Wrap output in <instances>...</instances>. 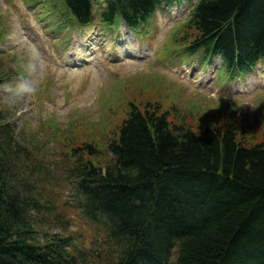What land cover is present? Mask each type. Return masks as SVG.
<instances>
[{"label": "trees", "instance_id": "16d2710c", "mask_svg": "<svg viewBox=\"0 0 264 264\" xmlns=\"http://www.w3.org/2000/svg\"><path fill=\"white\" fill-rule=\"evenodd\" d=\"M66 3L79 22L91 20V0ZM160 3L106 0L103 15L107 22L123 16L138 23ZM191 25L198 32L193 47L223 56L228 68L264 60V0H202ZM146 108L143 113L132 106L119 138L109 145L105 168L80 154L69 172L83 214L100 221L107 209L112 212L108 226L124 245L108 264H123L140 248L128 246L125 230L169 254L177 245L172 264H264V141L237 142L231 129L196 132L170 124L156 107ZM86 147L94 154L92 145ZM34 150L18 139L0 110V264H87L86 254L67 251L69 239L55 238L46 246L32 241L39 225L69 222L48 191L55 172ZM34 209L44 221L28 218ZM146 260L138 253L133 264Z\"/></svg>", "mask_w": 264, "mask_h": 264}, {"label": "rangeland", "instance_id": "374dc122", "mask_svg": "<svg viewBox=\"0 0 264 264\" xmlns=\"http://www.w3.org/2000/svg\"><path fill=\"white\" fill-rule=\"evenodd\" d=\"M29 1L0 0V27L5 30L1 34L6 39L0 50L7 52L0 56V66L9 64L12 73L8 74L7 66L0 71L2 79L14 75L12 81H4L10 83L0 86V104L12 114L20 137L38 150L39 157L48 154L51 166L58 168L55 156L68 157L73 148L85 144L97 147L100 153L95 162L106 165L107 144L117 135L131 102L141 106L159 104L170 112L169 122L195 131L206 127L231 129L237 134V142L253 144L264 140V66L236 81L233 91L210 67L186 66L181 73L185 77L176 74L160 59L162 52L155 60L147 61L117 55L107 48V34L97 27L84 33L75 31L70 46L64 47L66 38L60 35L61 39H57L59 35L45 30L41 17L29 11ZM188 8L175 6L158 15L155 26L159 24V29L150 43L160 42V47L169 44L177 56L184 52L191 35L185 27L172 26L186 16ZM174 17L178 21L171 25ZM92 36L94 39H89ZM81 40L93 48L96 41L98 44L90 51L92 60L85 71L66 64L76 42ZM121 43L126 45V40L123 38ZM63 47L68 49L66 57H60ZM127 48L137 52L138 47L133 41ZM214 63L218 71L219 62ZM139 74L140 78H136ZM235 95L240 98H229ZM54 194L58 204L64 202L61 192ZM72 227V236L76 234L83 242L91 240L92 231L87 233L85 224ZM38 229L49 234L53 230L41 225Z\"/></svg>", "mask_w": 264, "mask_h": 264}, {"label": "bare ground", "instance_id": "6f19581e", "mask_svg": "<svg viewBox=\"0 0 264 264\" xmlns=\"http://www.w3.org/2000/svg\"><path fill=\"white\" fill-rule=\"evenodd\" d=\"M252 58H254L253 56H252ZM253 62H256V59H254L253 60ZM29 215H32V216H28V218L29 219H31V220H33V222H36V223H39V222H42V221H44L43 220V218L45 217V215H38V213H37V210L36 209H34L32 212H30V214ZM39 230V229H38ZM124 232H126V230L124 231ZM122 233V235L126 238V239H129L131 242H127L128 243V246H132V245H136V243H138L139 245H136V246H140V248L139 249H146V248H151V249H155V250H160L162 253H166L167 255L169 254V251L167 250H165V248L163 249V248H159V247H157L156 245H153V247L150 245V243L149 242H142L143 241V238H142V236H140L139 237V239H141L140 241L138 240H136L135 238H133L135 235L133 234V235H131L130 234V236H127L125 233ZM48 236H49V232H47V231H43L42 230V232L39 230V231H37L35 234H34V239H32V241H34L35 242V244H39V243H44L45 245L44 246H46L47 244L46 243H49V242H46V240H48L49 238H48ZM138 238V237H137ZM31 239V238H30ZM140 242V243H139ZM128 259L126 258L124 261H123V264H128ZM255 262V261H254ZM252 264H256V262L255 263H252Z\"/></svg>", "mask_w": 264, "mask_h": 264}]
</instances>
